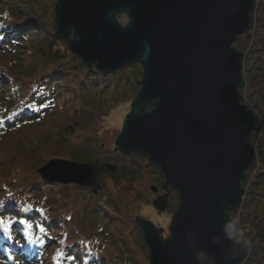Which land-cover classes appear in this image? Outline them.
<instances>
[{
	"label": "water",
	"instance_id": "95a60500",
	"mask_svg": "<svg viewBox=\"0 0 264 264\" xmlns=\"http://www.w3.org/2000/svg\"><path fill=\"white\" fill-rule=\"evenodd\" d=\"M256 5L57 0L56 38L68 41L87 67L110 74L143 66L116 147L124 155H147V167H160L179 198L167 239L137 217L150 264H242L247 257L249 248L229 240L225 224L243 205L246 172L257 159L250 139L259 119L243 103L244 54L233 47L251 30ZM38 173L48 183L95 190L103 176L95 163L61 159Z\"/></svg>",
	"mask_w": 264,
	"mask_h": 264
},
{
	"label": "trees",
	"instance_id": "16d2710c",
	"mask_svg": "<svg viewBox=\"0 0 264 264\" xmlns=\"http://www.w3.org/2000/svg\"><path fill=\"white\" fill-rule=\"evenodd\" d=\"M255 13L251 30L233 44L237 50H241L240 41L244 36L250 38L251 33L256 34ZM0 36L3 37L0 60L7 59L3 52L26 51V57H22L25 61L22 66L26 68L22 83L13 90L6 85L0 88V109L5 108L0 142L17 139L11 149L12 156L4 155L1 160L0 154V217L14 222L13 239L0 236V249L14 252L16 257H11L23 264H57V255L61 252L64 257L59 264H150L149 249L137 215L142 213V208L175 214L179 198L160 167H147V155H124L116 148L121 131L113 130L107 121L120 102H133L138 95L143 66L135 64L110 74L99 72L95 66L87 67L70 50L68 41L56 38V22L53 26L47 24L32 0H0ZM253 40L254 36L247 48ZM131 69H138L141 75L132 86L127 76ZM244 81L242 94L248 89L246 75ZM246 101L244 98V104L251 109ZM29 104L40 110L29 109ZM14 113L17 115L13 116ZM257 117L259 121L250 139L254 145L264 124V111L260 114L259 110ZM90 132L93 138L88 144H80V139L92 137ZM56 159L95 163L104 180L123 178L133 183L148 178L157 186V192L163 193L152 200L139 193L131 203L123 195L122 198L115 195L114 189L103 182L99 190L82 188L88 196L83 205H79L78 196L65 195L61 196L60 205L51 204L53 193L60 189L62 195L61 189L67 188L43 181L38 172ZM243 187V205L230 215L239 219L244 232L241 247H249L248 257L242 264H264V220L259 219L258 210L251 209L256 197H264V150H257L256 162L246 172ZM243 211L250 220L244 219ZM74 212H80L79 217ZM20 220L33 225V234L43 240V246L29 242ZM95 221L104 222L111 232L97 231V239L89 243L80 230L93 227ZM40 227L45 229L44 233L39 231ZM69 256L75 260L68 259Z\"/></svg>",
	"mask_w": 264,
	"mask_h": 264
},
{
	"label": "rangeland",
	"instance_id": "374dc122",
	"mask_svg": "<svg viewBox=\"0 0 264 264\" xmlns=\"http://www.w3.org/2000/svg\"><path fill=\"white\" fill-rule=\"evenodd\" d=\"M32 1H33L35 10L42 15L44 21L47 24L53 26L56 22L55 21V5L57 3V0H32ZM255 11H256L255 13L256 14V23H255V29H256L255 33L256 34H254V32L251 33V37L254 36V40L252 41L253 43L251 44L249 48H247V46L249 45V44L247 45V43L251 41V37L249 38L248 36H244L242 41H240V43L242 44L241 45L242 47H241V50L239 51H241L244 54L243 77L245 80V75H246L247 80H248L247 81V84H248L247 91L244 90L243 94L241 93L243 96V101H244V98L247 99L248 101H246V103L252 107L251 110L257 113L256 115L258 116L259 110H260V114L264 111V0H257ZM117 18L120 21V23L123 25H125L128 22L127 16L120 18V15H118ZM249 36H250V33H249ZM24 52L26 51H22L21 49L18 52V54L16 51H14V53L10 51L3 52L4 54L7 55L6 57L7 59L0 60V88L6 85L7 87H9V89L11 88V90H13L18 84L22 83V79H24L23 77L25 75L24 70H26V68L22 66V63H25V61L22 60V57L26 55L24 54ZM15 59H17V61ZM130 66H127L126 68L129 69ZM127 76H130V79H131L130 86L135 85V83L138 82L139 78L141 77L138 69H131L130 71L127 72ZM241 91H242V88L240 92ZM120 103L110 112V115L107 121H108V124L111 126V128H113V130L118 129L122 132L125 119L132 110V107H131L132 101L131 102L123 101L122 104ZM4 112H5V108L0 109V118L4 119ZM9 117H12L10 113H9ZM261 124L262 123H260V125ZM261 127H262L261 133L258 136V139L255 141V145H254L256 150H259V151L264 150V124H262ZM90 136L92 137L88 138L87 140L84 138L80 139L81 142L79 143L83 144L84 142L85 144H88L87 141L93 138L92 132H90ZM14 138L8 139L9 141L6 140L4 143L0 142L1 160L4 155L5 157L7 155L12 156L13 152L11 151V149L12 147H15V142L17 140ZM80 146H83V145H80ZM65 161H68V160L65 159ZM109 178L110 177H108L107 180H104V177L102 176V178L99 181L100 186H102L103 188V182H106V186L109 188H112V190L114 189L115 195H119V197L123 195L124 196L123 198L126 200V202L133 203V201L136 199V196L139 193L149 196L151 200L158 197L159 194L163 193L160 191L153 192L152 186H156V185H154V183H152L150 179L148 178H145L142 181H136L133 183H129L128 180L123 179V178H121L120 180L117 178H113V177L110 179ZM40 179L42 178L40 177ZM78 187L80 186L73 185V184L64 186V188H67V189H64V190L61 189L63 193L62 195L59 194L60 189L57 190L56 192L53 193L54 198L50 200L51 204L60 205V203L62 202L61 200L63 199L61 196L65 195L66 197L72 196L74 198L78 196L79 198H81V200L79 201V205H83L82 202L84 200L86 201L88 199L87 198L88 196H87V193L84 190H82V188L87 189V187H80V189ZM250 189H252V187ZM142 209L143 210L141 214L143 215L140 214V215H137V217H141L142 219L153 223L159 229L162 235V238L163 239L168 238L170 236V232H169L170 224L174 216V214L172 213L173 211L172 212H169V211L157 212L154 209H151V211L147 210L149 208H142ZM251 209L255 211L258 210L259 219L264 220V212H263L264 197H256L255 202L251 206ZM79 215H80V212L75 213L76 217H79ZM243 217L246 220L248 218V217L245 218L244 211H243ZM101 230L104 234H109L111 232L109 229V226L106 224L104 225V222H100V221H95V224L93 227L89 228V226H85L84 229H81L80 231L84 237V240L90 243L97 239L98 232H100ZM0 236L1 237L5 236L2 231H0ZM248 254H249V251H248ZM12 255H14V253H10L9 250L6 251L3 249H0V264H23L16 258L13 259L11 257Z\"/></svg>",
	"mask_w": 264,
	"mask_h": 264
},
{
	"label": "snow or ice",
	"instance_id": "6c2138e0",
	"mask_svg": "<svg viewBox=\"0 0 264 264\" xmlns=\"http://www.w3.org/2000/svg\"><path fill=\"white\" fill-rule=\"evenodd\" d=\"M3 37L0 36V40H2ZM28 108L33 110V111H39L40 108L39 107H36V106H33L31 104L28 105ZM17 114H13V116H15ZM12 117H9V119H11ZM4 123V119L3 118H0V124ZM13 220L11 218H3V217H0V231L3 232V234L7 237V239L11 240L13 239L12 235H11V229H12V226H13ZM20 224H23L24 227H25V230H26V235H27V238L29 240L30 243L32 244H36V243H40L41 246H43V240L40 239L39 237H36L34 234H33V225L31 223H29L27 220H20L19 221ZM39 231L41 233H44L45 232V229L43 227H40ZM61 243H63V241H61ZM64 257V253H58L57 255V264H59V261ZM68 259L70 260H75V257H71L69 256Z\"/></svg>",
	"mask_w": 264,
	"mask_h": 264
},
{
	"label": "clouds",
	"instance_id": "9594fccd",
	"mask_svg": "<svg viewBox=\"0 0 264 264\" xmlns=\"http://www.w3.org/2000/svg\"><path fill=\"white\" fill-rule=\"evenodd\" d=\"M225 234L229 240L234 241L235 244H241L242 238L244 236L243 230L239 226L238 218H231L225 224ZM245 243H247L245 241Z\"/></svg>",
	"mask_w": 264,
	"mask_h": 264
}]
</instances>
